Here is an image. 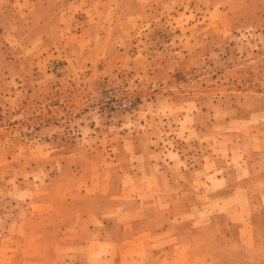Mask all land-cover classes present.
Masks as SVG:
<instances>
[{
  "label": "rangeland",
  "instance_id": "374dc122",
  "mask_svg": "<svg viewBox=\"0 0 264 264\" xmlns=\"http://www.w3.org/2000/svg\"><path fill=\"white\" fill-rule=\"evenodd\" d=\"M137 139L181 184L131 187ZM256 169L225 207L177 199L167 222L158 189L204 201ZM143 188L147 225L172 227L126 242ZM263 190L264 0H0V264H264ZM90 209L117 213L100 238L77 225ZM230 210L249 246L223 231Z\"/></svg>",
  "mask_w": 264,
  "mask_h": 264
},
{
  "label": "crops",
  "instance_id": "0c3cea01",
  "mask_svg": "<svg viewBox=\"0 0 264 264\" xmlns=\"http://www.w3.org/2000/svg\"><path fill=\"white\" fill-rule=\"evenodd\" d=\"M114 148H116V146L112 145ZM122 146H125V148H127V144L126 143H119L117 145L118 148H122ZM128 148H133L135 151V154L133 155V170H131V173L129 174V182L131 184V187H133L136 183H143L142 187H146L148 185L154 187V186H160L163 182H169V180L171 178H174V180L176 182H178L179 184H181V180L182 179H177L176 177H174L173 175H170L167 171L164 170V166L163 164L161 166H159V168H156L154 170L151 169V164L152 162L150 160H148V157L146 159L145 155L149 152V151H157V145L152 144H143L139 139L134 140L132 143L128 144ZM126 150V149H125ZM148 151V152H147ZM177 156V157H176ZM175 159H171L169 160V162H173L174 164H176V160L177 161H182V156L181 154L177 153L174 157ZM167 159V158H165ZM141 162V163H140ZM183 164H185V162H183ZM154 165V164H153ZM249 165V163L247 164ZM186 168H188V166L186 165ZM181 170H182V166H181ZM260 173L259 169H256L254 171H248V173H246L245 175H239L236 170H234L233 172H228L227 175L224 174V176L222 177L223 183L220 179L216 178L217 181H219V185L217 187H213V184L211 182H206V184L210 187H213V190H209L207 191L206 195H205V200L204 201H200V195L198 190L195 188L194 185L189 186L186 190H184L182 193L180 192V189L178 190H173V191H163L161 189H158V191H161L162 193L160 195L157 196L158 199L161 200H165L167 202V208L165 211H163L164 214H169V220L167 222H169L170 220H173L172 217V213L177 211V209H179L177 207V199H181L185 201V206L187 205V208H189L191 206V210H193L195 207L199 208H205L203 209L204 212H200L198 215L200 214H212L211 210L209 209L210 207L213 206H222L225 207V203L226 200L228 198H233L237 195H239V191L243 190V186L241 181L245 182V181H250L251 177L255 176V174ZM122 176L124 177V179L126 178L125 174H122ZM197 177L196 175H193L191 177V182L192 184H194V182L196 181ZM199 180L203 181L201 177L198 178ZM188 182V178L185 179ZM134 188V187H133ZM148 189H144L141 191V193H139L137 195V197L134 195L131 198H135L137 201V206H132V208L129 207H125L122 209V214L125 216H130L132 219H139V218H143V230L138 232L137 236L135 235L133 239L128 240L126 242H133V240H137L140 239L145 233H147L146 231L149 230H157V229H161V231L163 229H171L170 227H172L171 225H169L167 222L165 225H147L149 224L147 222V217L146 214L148 212L147 208L144 206L149 205V201L146 200H141L138 201L139 198H141V196L148 194ZM128 193L126 192L123 196H127ZM69 197H73V195H68ZM243 197V196H242ZM241 197V198H242ZM261 199L264 201V190L261 192L260 194ZM246 198L247 195H245L243 197L239 207L246 205ZM169 199V200H167ZM157 202V200L155 201V203ZM182 204V202H181ZM138 207H139V211H138ZM221 214V216L225 217L227 219V221L222 225L223 226V231L225 230L228 233V228H230V226H234V225H238L239 227V234H237V236L239 235V238H241V240H237V241H241L242 246H249L251 244V242L248 243H244V240L247 239V235H248V231H249V225H246L243 223V220L245 219V215L242 214L241 217H239L237 215V213H235L234 211L230 210L228 213L225 214V212H221L219 211ZM245 213H247V211H243ZM114 212H110L109 209H104V210H87L84 211L81 214V218L78 220L77 225L81 224V229H91L93 234L97 237H102L101 235V230L102 227H108V223H109V216H113ZM210 216H208L207 218H209ZM252 219V217H251ZM234 235V234H233ZM236 236V237H237ZM134 243L137 245V243L134 241ZM254 243V242H253ZM169 244V243H167ZM173 244V245H172ZM191 242L190 243H184V242H172L171 243V249L172 251H177L178 248H182L181 250L184 252V254H187V259L189 258L190 254H191ZM243 244H248V245H243ZM52 247V246H51ZM187 248V249H186ZM51 249V248H50ZM179 254V253H178Z\"/></svg>",
  "mask_w": 264,
  "mask_h": 264
},
{
  "label": "built area",
  "instance_id": "2783aa9c",
  "mask_svg": "<svg viewBox=\"0 0 264 264\" xmlns=\"http://www.w3.org/2000/svg\"><path fill=\"white\" fill-rule=\"evenodd\" d=\"M111 98H112V96L108 95L106 99L110 102Z\"/></svg>",
  "mask_w": 264,
  "mask_h": 264
}]
</instances>
